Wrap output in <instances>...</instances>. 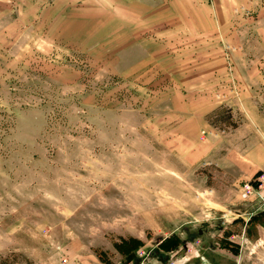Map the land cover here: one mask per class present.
<instances>
[{"label":"rangeland","instance_id":"1","mask_svg":"<svg viewBox=\"0 0 264 264\" xmlns=\"http://www.w3.org/2000/svg\"><path fill=\"white\" fill-rule=\"evenodd\" d=\"M145 2L0 0V264H264V0Z\"/></svg>","mask_w":264,"mask_h":264},{"label":"crops","instance_id":"2","mask_svg":"<svg viewBox=\"0 0 264 264\" xmlns=\"http://www.w3.org/2000/svg\"><path fill=\"white\" fill-rule=\"evenodd\" d=\"M111 2H114L111 4L112 9L117 11L114 13L110 7L106 16L112 17L113 23H117L116 26L125 28L124 32L129 34L131 41L136 42L137 40L138 43H142L144 38L140 39L139 37V34L142 33V29H138L137 24L140 22L139 19L143 18L146 13H148L147 9L149 6L145 4V0H111ZM79 4L80 3L77 5ZM118 11L120 14L116 15ZM95 15L96 14L87 13L83 8H79L73 13L57 12L54 18L57 24L55 27L52 25V31L55 35L54 38L70 44L86 41L94 35V27L99 23Z\"/></svg>","mask_w":264,"mask_h":264},{"label":"built area","instance_id":"3","mask_svg":"<svg viewBox=\"0 0 264 264\" xmlns=\"http://www.w3.org/2000/svg\"><path fill=\"white\" fill-rule=\"evenodd\" d=\"M241 195L243 197L256 196L264 201V169L257 174L253 181L243 183Z\"/></svg>","mask_w":264,"mask_h":264},{"label":"trees","instance_id":"4","mask_svg":"<svg viewBox=\"0 0 264 264\" xmlns=\"http://www.w3.org/2000/svg\"><path fill=\"white\" fill-rule=\"evenodd\" d=\"M259 173V172H258Z\"/></svg>","mask_w":264,"mask_h":264}]
</instances>
